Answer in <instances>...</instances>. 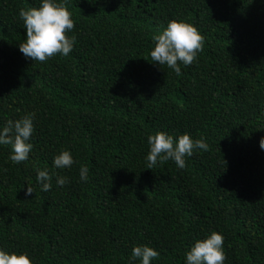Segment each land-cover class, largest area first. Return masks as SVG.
Returning a JSON list of instances; mask_svg holds the SVG:
<instances>
[{"label":"trees","instance_id":"trees-1","mask_svg":"<svg viewBox=\"0 0 264 264\" xmlns=\"http://www.w3.org/2000/svg\"><path fill=\"white\" fill-rule=\"evenodd\" d=\"M65 4L73 49L35 61L19 50L18 12L39 0H0V126L34 113L27 160L13 163L0 145V248L33 264H139L131 249L147 244L159 252L151 264H184L195 239L216 230L224 264H264V0ZM170 19L204 37L179 75L149 55ZM157 131L203 137L208 148L184 168L149 169L147 136ZM62 149L75 162L53 169ZM45 167L68 182L54 175L42 191Z\"/></svg>","mask_w":264,"mask_h":264},{"label":"clouds","instance_id":"clouds-1","mask_svg":"<svg viewBox=\"0 0 264 264\" xmlns=\"http://www.w3.org/2000/svg\"><path fill=\"white\" fill-rule=\"evenodd\" d=\"M25 29V39L18 47L25 57L35 61H45L59 53L67 56L74 47L75 36L67 35L74 27V20L65 0H39L38 6L20 8L18 12ZM154 42L149 51L152 61L166 65L177 75L181 72L180 64L189 65L203 46L204 37L191 23L181 19H170L167 25L151 37ZM34 113H26L13 120L7 119L0 126V145H10L8 159L19 163L28 159L33 145L30 136L34 130ZM149 150L145 156L147 168L152 169L157 162L172 160L178 168L185 167V157L192 155L194 149L207 150L206 140L192 138L185 132L174 137L165 131H157L147 136ZM259 146L264 150V136L259 140ZM225 161V160H224ZM74 158L69 149H62L53 156L52 166L55 168H70ZM89 169L80 164L79 179L86 181ZM48 168L36 169V181L42 191L52 187L53 176ZM67 177L55 175V183L63 186ZM26 193H32L27 186ZM224 236L221 232L212 230L204 238L195 239L184 253V264H224L226 257L223 248ZM159 252L147 245H134L129 261L139 259V264H151ZM0 264H33L32 258L24 251H8L0 248Z\"/></svg>","mask_w":264,"mask_h":264}]
</instances>
